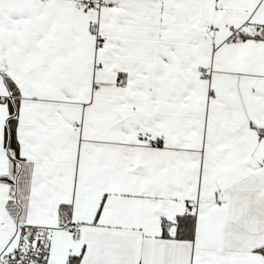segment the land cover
I'll list each match as a JSON object with an SVG mask.
<instances>
[{"label":"snow or ice","instance_id":"snow-or-ice-1","mask_svg":"<svg viewBox=\"0 0 264 264\" xmlns=\"http://www.w3.org/2000/svg\"><path fill=\"white\" fill-rule=\"evenodd\" d=\"M0 264H264V0H0Z\"/></svg>","mask_w":264,"mask_h":264}]
</instances>
